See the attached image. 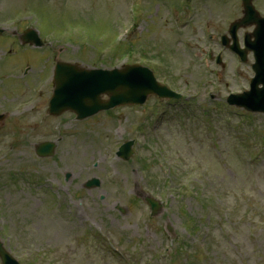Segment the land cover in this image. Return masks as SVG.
I'll return each mask as SVG.
<instances>
[{
	"label": "rangeland",
	"instance_id": "rangeland-1",
	"mask_svg": "<svg viewBox=\"0 0 264 264\" xmlns=\"http://www.w3.org/2000/svg\"><path fill=\"white\" fill-rule=\"evenodd\" d=\"M16 1H18V3L11 4L10 0H0V8L4 13L2 17L0 16V21L4 20L6 22V19L12 18L16 12L22 11L20 7H22L24 3L21 2L22 0ZM25 2L27 4H34L30 0H25ZM46 2L47 7L46 9L44 7L43 11L47 17L49 16L47 13L50 11L52 14L55 13V15L58 16L65 11L63 7H67L66 13L69 12V9L78 13L69 20L72 23L82 22L87 24V21H97L96 26L98 27L93 28L96 35L109 28V21H115L123 14L125 16V0H44V5ZM145 3L147 7L149 6L151 8V16L143 25V29L136 34L137 37L135 36V39L143 40L147 38L154 42V53L172 66L173 78L180 87H184L187 84L192 90H195L199 86L209 89L213 84V78L203 70L202 67L206 65L199 64L198 60L181 45V38H176L173 35L163 0H158V2L151 0V2L146 1ZM36 5L39 8L44 6L42 0H37ZM213 5H216V2L213 1ZM36 15L37 14H32L30 16ZM65 16H71V14H65ZM225 17H227V15H222L214 22L210 20L214 19V16L209 18L199 13L194 27L188 31V36L191 35V37L194 38L192 39L194 42L199 41L202 37L201 28L205 21H211L214 28L221 33L226 29V25H224ZM52 20L53 19L50 18L49 23H51ZM116 24H118V21L115 25ZM61 29H63L62 24L60 26L56 24L55 28H51L50 31L58 32ZM48 53L44 58L51 57V62H53V59L57 56L74 63H83L82 61L85 60L81 59L82 55H87L90 56L92 60H97V57H93V53L81 50L80 48L64 51L56 50L53 54ZM39 57L41 58L43 55L40 54ZM88 64L91 66V62ZM232 69L233 66H229L226 76L232 74ZM200 99L201 103L207 102L205 94H203ZM0 103L2 102L0 101ZM139 112L140 111L135 110H124L120 114L116 113L117 115L115 114L113 116L103 115V121L98 120V122L80 126L81 128L77 131L79 133L76 137L64 139V142L60 144L54 157L47 159L46 162L38 166L44 169L46 175L56 180H59L65 173H72L76 182L75 190L79 194H82L85 197V201L89 204L87 205L85 203V209L89 207L92 217L90 215L88 216L94 219L103 228L112 232H118V227L120 226L122 229L127 230L128 233L133 234V231L141 233L144 229L142 222L144 214L137 220L140 212L132 205L126 213L124 210V213L119 214L113 210L115 204L113 199L107 200L105 208L99 207L98 198L100 195H105L107 191H111L109 185L103 183L100 187L93 188L87 192L84 189V182L92 176L103 178L101 171L90 172L91 163L99 160V146L94 143L95 139H108V136L114 129V134L119 139L124 137L125 129L127 134L132 131L131 122ZM67 118H69V116H65L61 122L66 121ZM119 119L122 120L121 123ZM234 120H239V117H234ZM261 122L262 119L255 122V125L258 126ZM191 124L195 128L196 125L200 126V122L198 121H192ZM248 127L249 125L247 128ZM62 128L72 129V127L65 128L63 126ZM185 132L186 130L181 128L178 123L172 122L171 120L165 123L162 130L164 136L171 142L172 149L174 151L180 150L183 156L188 159V162L193 164L197 173L201 174L200 177L211 182L221 197H223L226 191L230 193L227 201H229L231 207H237V218H239L241 222H243V219L240 217L244 216V212L247 210H250L252 218L256 219L258 210L264 211V201L262 204L259 200V197L264 198V175H262V172L259 171L252 179V173L249 167L245 163L239 161L235 156V148L233 146H226V143L229 141L225 137V131L221 132L223 135H219L218 140L220 142L221 152L227 150L226 159L228 160V167H225L222 162L218 163L216 161L209 146L204 145V138L202 136L196 135L193 137L190 135L191 137L188 139ZM49 135V131H42L38 132L31 139H28L26 136H21L20 139L25 142L19 152L17 151L16 155L8 160V163L0 165L2 166L0 168V183H2L4 187L2 191L0 190V212L3 213L2 217L10 224L13 222L16 225L17 222L22 221L23 226L29 230L31 234L30 238L35 246L50 245L60 248L61 253L64 254V261H67L69 264H102V254L92 255L79 241H77L81 234V225L80 222L76 220L74 213L69 220L62 210L54 206L49 196L44 195L35 188L25 186L22 181L17 180L14 182L11 179V174H9L10 177L6 176L8 172L18 167H30L34 165L32 164L34 163L32 158L34 145L49 139ZM111 137L117 141L114 136ZM8 139L10 140V137ZM52 139L55 140L57 137L52 136ZM185 140L188 141L189 145ZM93 150H95V154H92ZM22 157L23 160L18 159ZM26 159L30 160L26 162ZM131 168L133 170L132 173H130V178L127 179L128 184H136L138 186V191H140V188H147L149 185L141 173V165L137 163V165ZM3 169L5 171L1 172ZM35 169L38 171V168ZM88 172L89 174H87ZM251 179L255 181L254 187L257 188V191L251 190L249 186ZM9 182L12 184L9 185ZM234 187L247 188L248 193L254 195V201L242 202L233 200ZM123 205L128 204L124 203ZM188 207L191 209L195 207V204L189 203ZM201 213H203V211H201ZM181 219L182 215H179L175 210V212L169 216L168 222L173 227H180ZM70 221H77V225L70 223ZM247 222L248 221L244 223L248 224ZM136 226L137 229L134 230ZM248 226L249 225H245V227L238 232L233 230L234 235L229 242L223 243L218 238L214 249H219L221 245L223 249H225L224 255H222L219 260L222 261V264H238L236 257L239 259H246L250 264H264V229L262 228V230L257 232L256 241H250L247 237ZM16 229L17 225L14 227V230ZM8 235L13 237L12 231ZM12 240H14V238ZM208 242L211 244L214 243L212 239H209ZM235 245H238V247ZM254 248H258L263 252L261 254H256L254 253Z\"/></svg>",
	"mask_w": 264,
	"mask_h": 264
}]
</instances>
